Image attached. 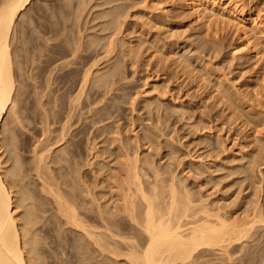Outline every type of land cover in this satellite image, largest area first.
Returning a JSON list of instances; mask_svg holds the SVG:
<instances>
[{
  "label": "rangeland",
  "instance_id": "1",
  "mask_svg": "<svg viewBox=\"0 0 264 264\" xmlns=\"http://www.w3.org/2000/svg\"><path fill=\"white\" fill-rule=\"evenodd\" d=\"M235 1L253 4L264 20V0ZM184 3L33 0L19 17L2 160L13 166L14 146V190L26 193L42 264H123L100 251L81 260L87 249L75 247L80 233L60 222L51 188L73 196L99 231L108 233L99 212L113 213L136 238L139 228L118 212L127 155L139 154L149 187L176 177L179 189L220 203L222 214L264 213V59L245 50L235 26L196 20ZM253 231L246 247L263 264L264 221ZM236 246L231 264L242 263ZM221 252L208 250L195 264H229Z\"/></svg>",
  "mask_w": 264,
  "mask_h": 264
},
{
  "label": "bare ground",
  "instance_id": "2",
  "mask_svg": "<svg viewBox=\"0 0 264 264\" xmlns=\"http://www.w3.org/2000/svg\"><path fill=\"white\" fill-rule=\"evenodd\" d=\"M32 1L0 0V264H42L39 251L30 237L29 224L34 219L25 205L26 193L17 196L14 190L13 183L19 175V156L13 146L14 164L5 168L1 136L3 120L14 101L16 90L12 34L23 10ZM184 1L196 20H205L210 24L209 21L217 17L216 22L235 26L241 33L245 50L254 57L264 59V20L253 11V4L235 0ZM91 75L92 67L84 74L81 94ZM11 144H14L13 141ZM60 149L66 151L65 146ZM140 161L139 154L133 158L127 155L125 171L119 176L124 193L118 212L125 214L131 227L139 228L136 238L122 232L124 223L128 222L116 218L113 213L109 218L104 212H99L108 233L99 231L100 226L90 223L82 215L73 196L68 197L59 186L57 189L52 186L60 222L80 233L81 236L73 240L75 247L80 251L87 249V252L81 253L82 261L96 259L100 251L123 264H195L205 252L219 248L231 264L235 254L232 248L241 245L243 248L239 246L242 248L239 250L244 251L240 256L241 264H259L256 249H250L248 244L246 247L248 241L245 239L252 238L257 223L264 221V213L253 212L248 215L250 218L222 214L220 203L212 205L208 199H199L188 190L179 189L176 177H173L169 187L158 184L149 187L145 184V169ZM21 207L26 208L24 213L19 212ZM114 227H119V230ZM89 250L93 252L87 255Z\"/></svg>",
  "mask_w": 264,
  "mask_h": 264
}]
</instances>
